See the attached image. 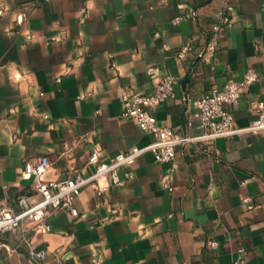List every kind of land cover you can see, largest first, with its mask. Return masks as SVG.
<instances>
[{"label": "crops", "instance_id": "1", "mask_svg": "<svg viewBox=\"0 0 264 264\" xmlns=\"http://www.w3.org/2000/svg\"><path fill=\"white\" fill-rule=\"evenodd\" d=\"M223 10L229 23L216 32ZM151 68L175 79L176 98L149 112L189 136L202 133L194 101L256 71L225 106L248 127L264 103V0H0V201L18 210L19 196L39 199L26 162L48 156L44 179L54 181L91 174L95 152L106 162L154 142L122 116L125 91L155 93ZM175 165L144 154L125 186L86 188L77 218L54 211L51 233L29 234L42 261L11 233L0 264H94L95 254L100 264H235L241 248L243 264H264V131L177 147Z\"/></svg>", "mask_w": 264, "mask_h": 264}, {"label": "built area", "instance_id": "2", "mask_svg": "<svg viewBox=\"0 0 264 264\" xmlns=\"http://www.w3.org/2000/svg\"><path fill=\"white\" fill-rule=\"evenodd\" d=\"M192 11L185 16H179L173 20V24H179L185 18L190 17ZM227 13L223 10L219 13V24L213 29L216 32L229 23ZM20 17L18 22H21ZM29 40L31 37H28ZM216 43L210 45L214 49ZM192 50L191 47H183L177 59H183ZM155 83L153 95H139L133 90L125 91L122 96L124 102L123 118L132 119L141 131L153 135L156 139L144 148L133 147L126 153H121L109 159L101 161L99 152L93 153L88 164L94 165L95 169L91 174L76 173L71 177L48 181L44 177L52 166L48 156H43L36 162H26L24 178H33L37 183L38 200H32L28 195L23 194L17 198L18 210H15L0 201V249L7 253H13L12 249L4 240L8 234H19L26 246L32 262H40L44 259L45 253L36 251L34 243L29 237L30 233L48 234L53 231L50 215L54 211L65 210L72 218H77L79 212L75 207V201L81 196L86 188H94L98 196L105 195L113 188H121L133 178V173L126 169L133 167L137 160L146 153H152L155 161L161 164H171L176 169L175 158L177 147H192L208 143L220 138H227L239 133L259 134L264 131V103L256 105L257 118L248 127L238 129L235 127V120L232 113L225 108L226 105L235 104L241 97L242 90L248 88L259 80V75L254 70H248L241 81H228L222 88L214 87L209 93L194 101L193 105L200 115L198 128L202 131L200 135L189 136L179 133L172 128L163 127L158 124L154 114L149 112L151 108H157L176 98L175 79L171 76L161 75L158 68L149 69ZM61 80L58 79V82ZM208 156H212L209 149H203ZM161 185L173 191L170 185V174L164 175ZM243 204L250 210L252 204L250 199H244ZM213 248L217 243L212 244ZM245 250H238V257L235 264L245 262ZM92 261L100 264L101 258L95 254Z\"/></svg>", "mask_w": 264, "mask_h": 264}]
</instances>
